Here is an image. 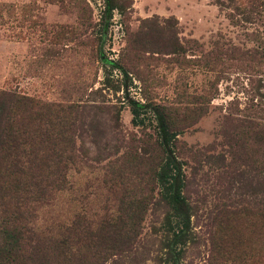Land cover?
Returning a JSON list of instances; mask_svg holds the SVG:
<instances>
[{"label": "rangeland", "instance_id": "374dc122", "mask_svg": "<svg viewBox=\"0 0 264 264\" xmlns=\"http://www.w3.org/2000/svg\"><path fill=\"white\" fill-rule=\"evenodd\" d=\"M116 5L0 0V89L62 106L83 160L35 226L122 215L129 243L94 264H264V8ZM162 140L182 162L184 234L154 176Z\"/></svg>", "mask_w": 264, "mask_h": 264}, {"label": "trees", "instance_id": "16d2710c", "mask_svg": "<svg viewBox=\"0 0 264 264\" xmlns=\"http://www.w3.org/2000/svg\"><path fill=\"white\" fill-rule=\"evenodd\" d=\"M256 1L264 8V0ZM106 5L117 7L116 0ZM260 49L264 52V42ZM66 114L55 103L0 89V264H94L103 252L129 243L133 227L122 215L104 214L92 226L81 215L61 219L58 214L44 229L35 226L39 210L70 189L68 172L83 162L69 136ZM132 114L138 124L137 107ZM254 124L264 143V124ZM161 148L165 156L154 176L184 234L190 206L183 195L182 162L167 141ZM112 233L118 235L116 242Z\"/></svg>", "mask_w": 264, "mask_h": 264}]
</instances>
